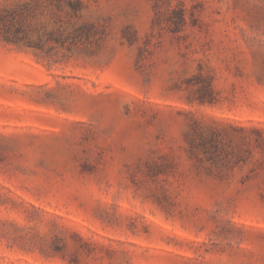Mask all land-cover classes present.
<instances>
[{"label":"rangeland","instance_id":"374dc122","mask_svg":"<svg viewBox=\"0 0 264 264\" xmlns=\"http://www.w3.org/2000/svg\"><path fill=\"white\" fill-rule=\"evenodd\" d=\"M0 264H264V0H0Z\"/></svg>","mask_w":264,"mask_h":264}]
</instances>
